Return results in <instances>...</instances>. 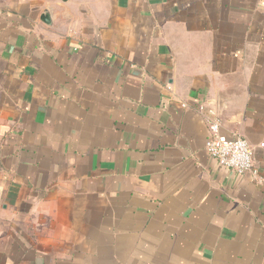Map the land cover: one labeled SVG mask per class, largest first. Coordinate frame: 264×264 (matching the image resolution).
I'll use <instances>...</instances> for the list:
<instances>
[{
	"label": "crops",
	"instance_id": "1",
	"mask_svg": "<svg viewBox=\"0 0 264 264\" xmlns=\"http://www.w3.org/2000/svg\"><path fill=\"white\" fill-rule=\"evenodd\" d=\"M0 264H264V0H0Z\"/></svg>",
	"mask_w": 264,
	"mask_h": 264
},
{
	"label": "built area",
	"instance_id": "2",
	"mask_svg": "<svg viewBox=\"0 0 264 264\" xmlns=\"http://www.w3.org/2000/svg\"><path fill=\"white\" fill-rule=\"evenodd\" d=\"M209 131L206 150L211 160L220 167L240 175L257 176L254 170L253 150L246 139L222 134L221 124L216 119L209 121Z\"/></svg>",
	"mask_w": 264,
	"mask_h": 264
},
{
	"label": "water",
	"instance_id": "3",
	"mask_svg": "<svg viewBox=\"0 0 264 264\" xmlns=\"http://www.w3.org/2000/svg\"><path fill=\"white\" fill-rule=\"evenodd\" d=\"M46 18H48V17H46Z\"/></svg>",
	"mask_w": 264,
	"mask_h": 264
}]
</instances>
